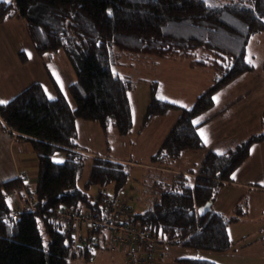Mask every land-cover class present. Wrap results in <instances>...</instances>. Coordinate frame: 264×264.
I'll list each match as a JSON object with an SVG mask.
<instances>
[{"label": "trees", "instance_id": "1", "mask_svg": "<svg viewBox=\"0 0 264 264\" xmlns=\"http://www.w3.org/2000/svg\"><path fill=\"white\" fill-rule=\"evenodd\" d=\"M109 9L112 15H108ZM13 18L24 21L39 56L65 53L76 75L69 86L75 108L61 94L52 75L57 98L50 99L41 83H33L6 105H0V125L18 133L17 139L28 142L39 160L33 192L22 178L0 187V264H68L74 237L63 231L56 215L61 208L101 220H125L169 244L228 251L232 246L228 234L231 220L214 212L212 204L225 183L231 182L235 171L247 161L253 145L264 141V133L252 135L223 155L207 152L196 172L197 179L187 174L176 176L170 184H162V192H158L151 207L135 214L119 197L130 178L124 162L91 156L86 187L97 185L104 189L95 202L78 187V173L86 157L77 143V121L97 123L104 132L116 129L121 136L131 132L129 94L134 84L113 70V49L121 54L186 60L191 68H208L218 77L190 108L161 100L157 97L159 83H151L152 102L145 124L159 115L180 111L152 162L159 165L157 172H167V164L182 153L204 150L199 125L192 122L214 106L220 90L253 70L246 60L247 48L254 35L264 31V0H253L251 5L232 2L211 7L203 0L1 1L0 22ZM19 59L27 63L28 56L22 51ZM57 152L64 154L63 163L52 160ZM20 186L30 192L34 211L30 206L9 207L8 197ZM109 187L113 195L108 194ZM122 204L127 206V212L112 215ZM208 205V211L199 212ZM84 255L89 261V255ZM177 262L216 264L192 258Z\"/></svg>", "mask_w": 264, "mask_h": 264}, {"label": "rangeland", "instance_id": "2", "mask_svg": "<svg viewBox=\"0 0 264 264\" xmlns=\"http://www.w3.org/2000/svg\"><path fill=\"white\" fill-rule=\"evenodd\" d=\"M1 1L4 2V0H0V2ZM252 1L253 0H210V3L212 6H222L232 2H241L245 5H251ZM11 3H14V0H12ZM24 24L22 19L17 18L0 22V55L3 60L8 65L15 64L13 73L16 74L19 71L22 77L30 80L34 79L33 81L41 83L48 97L50 94L52 99H55L58 97V93L51 82L50 76L52 75L61 94L65 97L70 106L75 108V102L69 92V86L75 81L76 75L65 53L59 51L51 54H44L40 57L35 51ZM14 50L19 52L24 51L27 54L28 61L26 64L21 61L23 65L17 63L16 59L13 57ZM113 53L115 54L113 60V70L115 73L130 78L134 84L129 94L132 105L133 128L128 135L121 136L116 129L110 128L108 132H104L97 123L78 120L77 143L82 154L86 157L85 165L78 173V187L89 197L93 198L92 201L95 202L104 189H101V187L97 185L86 187L91 166V156H105L110 159H117L124 162L129 167L130 178L121 193H119V197L126 201V204L135 214H140L145 212L155 202V199L150 196V192L144 189L143 186L144 166L152 162V157L157 153L167 134L180 117V111L173 110L166 115H159L145 124L147 110L152 102L151 83H159L157 86L158 98L163 96L166 98V101H176L174 104L184 108H190L194 105L197 97L213 85L216 80L212 78L213 73L209 70L200 74L198 79H196L194 77L195 72H192L188 67V62L186 60H179L177 63H174V61L157 59L150 56L121 54L118 53L117 49H113ZM249 59L251 60L253 70L239 78V80L242 86L240 91H249L250 99L244 101L239 110H243L246 107H248V109L251 107L252 110H256L257 108H261L264 102V31L254 35L249 43L246 60L249 61ZM16 82L17 89H20V79L16 78ZM0 96H8L2 88H0ZM249 102H251V104L248 105ZM217 106L218 103H216L215 108H217ZM209 111L204 114H208ZM236 115H238V111ZM243 115L245 118L236 122V127L233 130L234 137L230 140V145H236V143H238L237 141L242 143L248 139V135L250 134L264 133V130L262 132L259 130V121H253V115L249 113ZM231 116L232 113L229 114V117ZM246 121L249 125L246 124ZM203 131H205L204 128ZM246 131H248L247 137L244 134L242 137L244 140H238L240 135ZM210 132L212 133L213 130L210 129ZM205 137L208 140L207 148L211 149L210 144L215 147V140L211 141L206 134H204L202 138L205 140ZM22 145L31 150L30 152H32L35 157L37 156L36 153H33L30 144L22 143ZM235 147L236 146H233V148ZM216 149L222 151V148ZM205 154L206 152L204 150L186 151L178 160L171 161L169 167L171 170L186 169L196 171ZM57 159L64 162L66 158L63 153L57 152L52 155V160L56 162ZM194 162H196L195 165ZM27 168H29V166L25 167V169ZM31 168L38 169L37 160L34 166L32 164ZM240 168L241 167L237 170H240ZM35 184L36 176H33L28 184L31 192L34 191ZM106 190L110 192L108 194L113 195L114 192L111 191L112 188L109 187L106 188ZM222 194H224V192ZM9 201L11 202V208L16 209L14 204H12V199H9ZM243 204L248 205L250 217L247 219L248 227L240 228L239 231H231L230 238L235 241L237 240L235 242L236 253L232 251L226 254L215 253L187 248L179 244H169V253H166L168 254L166 257L167 261H169L170 264H179L177 259L192 258L209 260L216 264H261V260L257 255L261 254V251H264V240L251 243V239L254 240L255 235H252L250 238L249 236L241 238L240 240V235L245 233L243 230L255 229L254 226H258L255 223L262 221L263 218L259 216L260 214L257 215L260 206L252 199L251 194L247 195L240 205ZM18 209H22V206L20 205ZM263 232L261 233L263 234ZM84 233L85 231L82 232V236L85 235ZM246 242L251 244L243 246ZM102 254L105 253H101V255ZM163 262H165V260ZM121 263V261L112 259V264Z\"/></svg>", "mask_w": 264, "mask_h": 264}, {"label": "crops", "instance_id": "3", "mask_svg": "<svg viewBox=\"0 0 264 264\" xmlns=\"http://www.w3.org/2000/svg\"><path fill=\"white\" fill-rule=\"evenodd\" d=\"M19 53H20L19 51L14 50L13 57L14 59H16L19 65H23L19 60ZM169 61H174V63H177V61L179 60H169ZM187 65L192 70V72H195L194 77L196 79H198V76L200 74H202L207 70L213 73L212 78H214L215 80L218 77L217 74L211 69L208 68L193 69L191 68L189 62ZM14 70H15V64L14 65L6 64L2 56L0 55V88H2L4 92L8 95L6 97L0 96V100H5V101L10 100L16 95H18V93L22 92L24 89L29 87L31 84L39 83L38 81H33L34 79L30 80L28 78L22 77V75L19 74V71L16 74L13 73ZM243 76H245V74ZM16 78L20 79L21 81L20 89H17L16 87L17 86ZM241 89H242L241 82L239 79H237L233 83L229 84L227 87L220 90L215 95L213 108L209 111L208 114H203L198 118L200 120L199 132L202 131L211 141L215 140L214 142L216 148H222V151H220L219 149H216L214 146L210 144L211 149H208L207 148L208 144L204 142L206 146L204 151L206 153L209 151H214L216 153H225L229 149H232L233 146H237L238 144H240L239 141H237L238 143H236V145H230V140L234 137L233 130L236 127V122L238 120H242L245 118L243 114L249 113L253 115L254 116L253 121H259V125H260L259 130H261V132L264 130V124H263L264 102L262 107L257 108L256 110H252L251 107L250 109L246 107L243 110H239L242 103L247 99H250V92L240 91ZM216 103H218L217 108H215ZM249 104H251V102H249L248 105ZM237 111H238V115H236ZM230 113H232L231 117H229ZM246 124H248L247 121ZM203 128L205 129V131H203ZM210 129L213 130L212 133L210 132ZM247 133L248 131L242 133V135H240L238 140H241L244 134L247 137ZM248 136L251 137L252 135L250 134ZM17 137H18V133L16 132L12 133L10 130L0 125V187H2L3 185L9 182L21 180L20 178L23 175L28 176L27 185L30 183V179H32L33 176H36V183H37L38 172H39L38 156H36L37 157L36 158L34 154L30 152L31 150L26 148V146L24 147L22 145V143H28V142L20 141L17 139ZM202 139L204 141V138ZM33 153L36 152L33 150ZM36 160L38 161V169H33L31 168V166L32 164L34 166ZM112 160L119 161L117 159H112ZM195 163L196 162H194V165ZM169 164L170 162L167 164L168 166L165 167L168 168L169 171L164 173L157 172L159 171L157 169L159 168V165H155L153 162L144 166L143 186L144 189L150 192V196L154 199L158 198L157 197L159 195L158 191L160 190L159 188L162 187V184L165 183L170 184L176 178V176L180 174H187V175H192L194 179H197L198 177V174L196 173L198 169L196 171L186 170V169L171 170ZM26 166H29V168L25 169ZM236 171H235L236 174L234 173L235 178H233L231 182L225 183V186L218 193L217 197L215 198L212 204V210L216 213L225 215L228 219L231 220V222L228 225V234L230 237L232 230L239 231L240 228L248 227L247 219L248 217H250L249 207L247 204L246 205L245 204L240 205V204L247 197V195L251 194L252 199L260 206V210L257 211V215L260 214L259 216L262 217L263 219L262 221H258L257 223H255L258 225V226H254L255 229L243 230L245 233H242L240 235V240L241 238H246L248 236L250 238L252 235L253 236L255 235L254 240L251 239L252 241L251 243L263 241L264 240V232H263L264 231V141L255 143L253 145L249 158L241 166L240 170H236ZM193 172H195V174H192ZM157 175H159L158 179L155 177ZM34 186L36 187V184ZM21 188L22 187L20 186V189L19 188L16 189L10 195L11 197H8L9 199H12V204H14V206L17 209L20 205L22 206V208L26 206V198L25 196H23L24 191ZM223 192L224 194H222ZM261 232H263V234ZM231 240H232V246L228 251L215 252V253L226 254L229 253L230 251L236 253L235 242L237 240L236 241L234 239ZM251 243L246 242L244 243L243 246ZM166 253H169V250ZM165 255L161 257L156 264H170L166 258L168 254ZM257 256L261 260V264H264V251H261V254H258ZM112 259H116L118 261L123 262L124 256L122 254L111 255L107 253L102 255L100 254L98 256V261L104 264H112ZM164 260L165 262H163Z\"/></svg>", "mask_w": 264, "mask_h": 264}, {"label": "built area", "instance_id": "4", "mask_svg": "<svg viewBox=\"0 0 264 264\" xmlns=\"http://www.w3.org/2000/svg\"><path fill=\"white\" fill-rule=\"evenodd\" d=\"M165 171L166 169H161V172ZM21 178L28 181L26 175ZM160 190L159 193L162 192ZM23 191L26 194V206L34 211L30 192L26 189ZM125 211L127 212V206L122 204L112 215ZM56 215L63 231L74 237L67 258L68 264H102L98 261L101 253L122 254L124 260L121 264H156L168 250L167 240L156 239L142 226L125 220H115V217L101 220L85 212L66 208H61ZM84 231L85 235L82 236ZM84 254L89 255V261Z\"/></svg>", "mask_w": 264, "mask_h": 264}, {"label": "snow or ice", "instance_id": "5", "mask_svg": "<svg viewBox=\"0 0 264 264\" xmlns=\"http://www.w3.org/2000/svg\"><path fill=\"white\" fill-rule=\"evenodd\" d=\"M4 2L10 4V3L12 2V0H4ZM203 2H204L205 5H207V6H209V7L212 6L211 3H210V0H203ZM112 14H113V13H112L111 9H109V10H108V15H112ZM248 62L251 64V60H250V59H249ZM49 98L52 99V97H51L50 94H49ZM160 99H161V100H165L166 98L163 97V96H161ZM171 102H172V103H176V101H171ZM7 103H8V101L0 100V105H6ZM185 107H186V106H185ZM192 123H193L194 125H199V124H200V120L197 119V120L193 121ZM200 135H201V136H204V133L201 131V132H200ZM204 142H205L206 144L208 143V140H207L206 137H205ZM219 154H220V155H223V153H219ZM56 162H57V163H63V161H62V160H59V159H57ZM233 178H235V177H233ZM8 203H9V207H10V206H11V202L8 201Z\"/></svg>", "mask_w": 264, "mask_h": 264}, {"label": "water", "instance_id": "6", "mask_svg": "<svg viewBox=\"0 0 264 264\" xmlns=\"http://www.w3.org/2000/svg\"><path fill=\"white\" fill-rule=\"evenodd\" d=\"M209 209H210V206L208 205V206H206V207L200 208V209H199V212H200V213H203V212L208 211Z\"/></svg>", "mask_w": 264, "mask_h": 264}]
</instances>
